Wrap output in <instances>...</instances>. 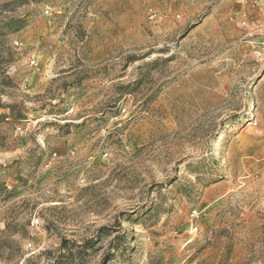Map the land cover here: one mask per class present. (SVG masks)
Wrapping results in <instances>:
<instances>
[{
    "label": "rangeland",
    "instance_id": "rangeland-1",
    "mask_svg": "<svg viewBox=\"0 0 264 264\" xmlns=\"http://www.w3.org/2000/svg\"><path fill=\"white\" fill-rule=\"evenodd\" d=\"M0 89V264H264V0H0Z\"/></svg>",
    "mask_w": 264,
    "mask_h": 264
},
{
    "label": "trees",
    "instance_id": "trees-1",
    "mask_svg": "<svg viewBox=\"0 0 264 264\" xmlns=\"http://www.w3.org/2000/svg\"><path fill=\"white\" fill-rule=\"evenodd\" d=\"M0 94H1V89H0ZM0 109L2 110V111H0V122L3 121L7 117V115L5 113L6 109L8 110V112H10L11 114H14V115L16 114V112H18L16 109V104H14V103H3V102H1V100H0ZM0 186H3V184L1 182H0Z\"/></svg>",
    "mask_w": 264,
    "mask_h": 264
}]
</instances>
